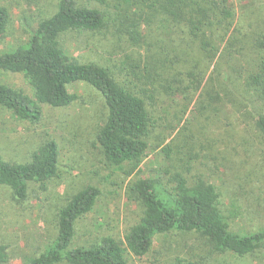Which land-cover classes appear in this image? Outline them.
Masks as SVG:
<instances>
[{
	"label": "trees",
	"instance_id": "trees-1",
	"mask_svg": "<svg viewBox=\"0 0 264 264\" xmlns=\"http://www.w3.org/2000/svg\"><path fill=\"white\" fill-rule=\"evenodd\" d=\"M86 1L99 8L80 5L78 0H59L57 11L39 22L27 43L0 54V71L23 75L34 91V97H30L0 83V105L19 119L37 124L44 115L43 105L64 108L78 100L76 94L69 92V85L84 82L100 92L107 107V118L97 134V141L109 163L121 168L128 166L127 176H139L129 187V194L130 199L142 207L143 214L125 240L105 237L90 245L73 247L77 224L94 210L101 195L99 188L89 186L59 209L56 240L31 264H129L127 253L144 257L151 251L157 235L171 232L198 233L212 255L231 253L244 258L256 253L264 246V229L250 233L231 230V221L239 210L235 203L230 207L225 205L220 189L209 179L214 177L212 169L204 172L206 164L201 162L208 152L202 150L204 144L214 147L221 139L213 123L222 117L224 104H236L226 101L230 96L225 90H206L207 74L202 61L207 59L214 63L223 45L224 53L232 58L237 43L242 42L237 36L242 30L235 27L236 13L231 0H119L115 16L106 10L111 0ZM261 13L262 10H258L253 14V22L257 20L259 28L257 64L248 63L247 74L240 72L236 81L242 84L238 89L245 93L237 102L245 104L240 108L252 115L249 126L264 142V21L261 23ZM158 17L164 18L176 31L174 38L164 40L162 37L151 43V37H155L147 28ZM10 23L9 10L0 7V42ZM110 23L120 39L128 40L146 53L144 63L141 60L130 66L128 73L117 75L110 67L80 63L66 53V36L78 32L98 33ZM246 50L244 46L237 54ZM234 71L237 72L236 68ZM179 76H185L186 84ZM158 91L167 94L183 91L190 102L199 94L198 132L188 138L179 134L183 142L174 141L172 150L180 148V152L169 159L170 166L162 175L140 176L156 124L151 108ZM252 107L262 110L252 114L249 112ZM59 157L57 143L48 141L33 152L28 163L0 159V185L10 188L17 200L25 201L30 183L45 187L58 177ZM11 259L9 248L0 242V264H8ZM175 264L196 263L177 260Z\"/></svg>",
	"mask_w": 264,
	"mask_h": 264
},
{
	"label": "rangeland",
	"instance_id": "rangeland-1",
	"mask_svg": "<svg viewBox=\"0 0 264 264\" xmlns=\"http://www.w3.org/2000/svg\"><path fill=\"white\" fill-rule=\"evenodd\" d=\"M78 1L80 5L99 8L86 0ZM231 2L236 13L235 27L242 30L237 36L242 42L237 43L232 58L224 53L223 45L214 63L207 59L202 61L207 74L206 90H225L230 96L225 98L226 101L232 100L236 104H224L222 117L213 123L221 139L214 147L204 144L202 150L208 152L201 162L206 164L204 172L212 169L214 177L209 179L220 189L225 205L230 207L235 203L239 210L231 221V230L250 233L264 229V142L249 126L253 117L240 108L245 104L237 102L245 93L238 89L242 84L236 81V76L242 71L247 74L248 63L257 64L259 28L257 20L253 22V14L262 10L261 23L264 21V0ZM58 3L59 0H0V7H6L11 15L6 36L0 42V54L27 43L39 22L57 11ZM109 3V9H105L115 16L119 0ZM153 21L147 28L155 37H151V43L162 37L171 39L176 28L161 17ZM110 24L98 33L78 32L66 36V53L80 63L110 67L117 75L128 73L130 66L141 60L144 63L146 53L133 47L128 40L120 39ZM244 46L247 50L238 55L237 50ZM179 77L183 81L185 76ZM0 83L34 97L31 85L21 74L0 71ZM68 90L76 94L78 100L64 108L43 105L44 115L37 124L19 119L0 105L1 160L28 163L33 152L48 141L57 143L60 154L58 177L45 187L30 183L27 200H17L10 188L0 185V242L12 253L8 264H31L44 253L57 238L59 209L89 186L99 188L101 195L94 210L77 224L73 247L90 245L105 237L125 240L126 234L143 214L142 207L133 202L129 194V187L139 176H127L128 166L121 168L109 163L97 141V134L107 118L103 96L84 82L71 84ZM186 96L183 91L179 94L158 91L151 108L156 124L148 141L150 147L140 176L162 175L170 166L169 159L180 152V148L172 150V146L181 140L179 134L188 138L198 132L199 94L194 95L192 102L186 100ZM261 110L252 107L249 112L255 114ZM127 260L129 264H175L177 260L196 264H264V246L244 258L231 253L212 255L198 233L171 232L157 235L146 256L127 253Z\"/></svg>",
	"mask_w": 264,
	"mask_h": 264
}]
</instances>
